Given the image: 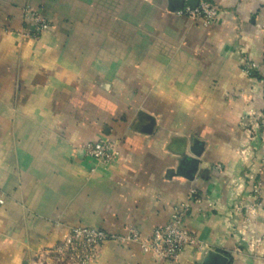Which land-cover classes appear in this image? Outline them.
I'll list each match as a JSON object with an SVG mask.
<instances>
[{"label": "crops", "instance_id": "obj_1", "mask_svg": "<svg viewBox=\"0 0 264 264\" xmlns=\"http://www.w3.org/2000/svg\"><path fill=\"white\" fill-rule=\"evenodd\" d=\"M206 1L210 26L169 0H0V264H52L76 225L147 239L191 188L204 202L185 225L202 247L157 262L110 239L91 264H204L210 250L264 264V0ZM26 9L50 22L37 38ZM101 138L121 151L108 165L84 151Z\"/></svg>", "mask_w": 264, "mask_h": 264}, {"label": "built area", "instance_id": "obj_2", "mask_svg": "<svg viewBox=\"0 0 264 264\" xmlns=\"http://www.w3.org/2000/svg\"><path fill=\"white\" fill-rule=\"evenodd\" d=\"M175 12L204 26H210L219 17L220 10L217 5L200 0L197 6L185 3ZM26 16L34 24V28L27 33L29 37L37 38L50 27L49 20L38 10L26 9ZM251 67H256V64H252ZM251 67H248L245 72L250 73ZM84 151L88 157L105 165L116 161L121 154L118 145L109 138L87 142ZM262 186V180L255 179L250 194L252 200L237 208L245 215L244 226L250 224L252 217L257 214L261 206ZM202 202L204 198L198 194L197 189L191 188L186 201L173 209L170 221L163 226L154 227L147 239L142 238L136 229H131L126 234L114 235L99 227L72 226L63 240L53 248L54 262L52 264H91L98 259L102 245L110 239L120 243L137 242L143 251L157 262H177L188 245L202 247L197 236L185 225V218L190 209L193 205H200ZM259 245H262V241L259 238H253L251 241L253 249Z\"/></svg>", "mask_w": 264, "mask_h": 264}, {"label": "water", "instance_id": "obj_3", "mask_svg": "<svg viewBox=\"0 0 264 264\" xmlns=\"http://www.w3.org/2000/svg\"><path fill=\"white\" fill-rule=\"evenodd\" d=\"M200 0H169V8L171 11L175 12L177 9L182 8L185 3H188L192 6H197ZM149 123L146 124L143 131L145 133H150L152 131V127L154 124V118L152 116H147ZM194 145L191 150L196 155L199 156L203 150V143L200 142L198 139L194 140ZM194 166L192 167V172L195 171L197 163L196 159H193ZM189 178H192L191 175H189ZM227 258L223 256L221 253L210 250L207 252L205 258H204V264H226Z\"/></svg>", "mask_w": 264, "mask_h": 264}, {"label": "rangeland", "instance_id": "obj_4", "mask_svg": "<svg viewBox=\"0 0 264 264\" xmlns=\"http://www.w3.org/2000/svg\"><path fill=\"white\" fill-rule=\"evenodd\" d=\"M248 201H242V203H240L239 205H238V207H240L241 205H243V204H245V203H247ZM250 246H251V242H250ZM252 247V246H251ZM258 247H261L262 248V245L260 246H258ZM253 248V247H252ZM255 250H256V248H254ZM263 249H264V246H263ZM259 250V249H258Z\"/></svg>", "mask_w": 264, "mask_h": 264}]
</instances>
